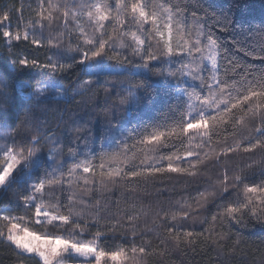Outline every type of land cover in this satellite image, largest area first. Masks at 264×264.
I'll return each mask as SVG.
<instances>
[{"label": "snow or ice", "instance_id": "snow-or-ice-1", "mask_svg": "<svg viewBox=\"0 0 264 264\" xmlns=\"http://www.w3.org/2000/svg\"><path fill=\"white\" fill-rule=\"evenodd\" d=\"M31 11L25 21L0 7V193L16 195L0 209V243L38 264H139L174 249L246 259L244 234L264 231V156L228 160L264 154V22L243 28L213 0H36ZM73 74L75 95H103V107L50 117ZM173 174L195 192L150 217L103 199Z\"/></svg>", "mask_w": 264, "mask_h": 264}, {"label": "trees", "instance_id": "trees-1", "mask_svg": "<svg viewBox=\"0 0 264 264\" xmlns=\"http://www.w3.org/2000/svg\"><path fill=\"white\" fill-rule=\"evenodd\" d=\"M215 5L223 9L224 12L230 14L234 22L240 24L243 28L254 29L264 22V0H213ZM12 7L15 10H22L25 21L31 19L33 13L32 9L36 7V0H0V7ZM12 24L13 28L17 25V19L15 11L12 14ZM250 63L253 61L249 60ZM257 67L264 68L259 61H254ZM40 72L41 70H34ZM78 74V73H77ZM71 75L70 78L63 79L60 81L67 89V93H64L66 99L64 100H53L51 104L45 105L48 109V115L51 117L53 114L59 115L61 113L82 115L85 110V105H95L99 104L100 108L94 109L100 111L104 104V96L99 97L93 96L90 92H85L83 96L75 95L76 88V75ZM46 77L37 76L36 79H41ZM27 79V78H26ZM159 78L153 77V81H157ZM94 92H98V89H94ZM59 93H63V89L58 90ZM74 97V99L72 98ZM115 99V97H113ZM101 125H97L95 131L99 134L102 131V117ZM131 123L135 121L132 117L127 118ZM96 118H93V123L95 124ZM131 123L126 126L131 127ZM239 138V137H238ZM215 139V137H214ZM100 140L97 136L95 147L99 149ZM264 154L256 150L254 154H244L238 153L228 160V164H239L243 166L244 164L251 163L253 161H259ZM219 166L211 168L207 175L215 176L216 171ZM231 174V173H230ZM15 187V186H14ZM129 188H133L129 191ZM187 188V191L185 189ZM196 190L195 185H189L187 181L182 179L176 174L166 177L163 183H156L155 186L149 184L147 188L140 187L134 188L132 185L128 186H118L112 189L106 196L103 197L104 200L108 202V207L110 212L116 211V205L114 201L119 202L120 208L128 207L130 208L133 203H137L138 207L144 210V215L150 217L151 211L159 206H166L170 201L175 202L180 200L182 197H188L191 193ZM16 207V195L13 190L0 193V209L15 208ZM195 207V205H193ZM16 214H20L17 212ZM202 215H208L203 213ZM144 217L142 216V219ZM199 230V229H197ZM226 230V229H225ZM254 234L250 237L247 233L244 235L249 240V247L247 249L246 259L240 261L233 258L230 264H264V245L260 243L261 237H264V231L256 228ZM146 239H151L153 248L157 247L158 241L155 234L145 237ZM108 244L118 245L124 243L123 241H108ZM168 248H173L171 244L167 245ZM107 250V249H106ZM160 250V249H158ZM216 253L211 250L197 251L192 253L191 251L185 254L179 250H173L170 253L160 256V255H149L145 256L139 264H218L215 259ZM0 264H38L36 259H30L27 256L18 257L12 248L5 246L0 243ZM127 264H136L135 261L129 260Z\"/></svg>", "mask_w": 264, "mask_h": 264}]
</instances>
